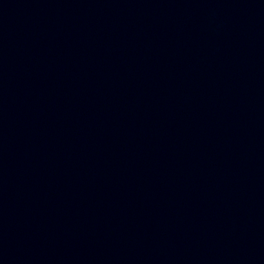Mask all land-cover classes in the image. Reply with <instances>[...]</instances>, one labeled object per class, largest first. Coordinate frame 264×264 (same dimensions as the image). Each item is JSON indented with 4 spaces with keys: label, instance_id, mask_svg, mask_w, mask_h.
I'll return each instance as SVG.
<instances>
[{
    "label": "water",
    "instance_id": "1",
    "mask_svg": "<svg viewBox=\"0 0 264 264\" xmlns=\"http://www.w3.org/2000/svg\"><path fill=\"white\" fill-rule=\"evenodd\" d=\"M0 264H264V0H0Z\"/></svg>",
    "mask_w": 264,
    "mask_h": 264
}]
</instances>
